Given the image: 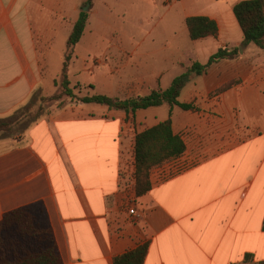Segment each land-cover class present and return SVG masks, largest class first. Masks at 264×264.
<instances>
[{
    "label": "crops",
    "instance_id": "1",
    "mask_svg": "<svg viewBox=\"0 0 264 264\" xmlns=\"http://www.w3.org/2000/svg\"><path fill=\"white\" fill-rule=\"evenodd\" d=\"M137 1L147 8L156 2ZM242 1L176 0L167 8L170 25H181L180 32L160 49L140 39L126 46L121 41L127 60L117 82L108 63L87 61L108 53L110 40L82 37L74 49V56L78 49L87 53L80 77L69 79L97 95L116 97L120 90L126 99L167 89L177 76H164L162 64H205L223 47L242 53L190 79L178 102L192 104V111L162 105L127 117L77 103L49 108L23 133L0 136V221L42 203L61 264H113L142 245L148 247L144 264L264 263V49L243 46L233 14ZM83 2L0 0V119L26 106L33 93L41 97L37 45L48 49L49 32L62 25L52 15L72 29ZM93 9L108 27L109 0H95ZM191 17L213 21L217 36L191 41L185 26ZM169 114L185 151L151 170L149 190L136 196L135 137ZM166 168H172L169 175ZM130 206L139 219L128 214Z\"/></svg>",
    "mask_w": 264,
    "mask_h": 264
},
{
    "label": "trees",
    "instance_id": "2",
    "mask_svg": "<svg viewBox=\"0 0 264 264\" xmlns=\"http://www.w3.org/2000/svg\"><path fill=\"white\" fill-rule=\"evenodd\" d=\"M94 0H86L91 4ZM233 14L243 35V46L253 44L264 49V0H245L233 7ZM88 14L80 12L73 23L66 41V54L61 71L59 86L62 93L75 98L70 88L68 67L73 51L84 35ZM185 26L191 41L217 36L216 24L204 17H191L185 20ZM239 57L238 49L219 48L209 57L205 64L191 63L184 73L175 77L165 90L151 91L147 96L128 99L104 95L84 96L78 99L83 104H97L108 109L120 110L133 117L137 111L162 105L177 107L181 111H192V104H181L178 97L184 86L194 76H200L214 64L223 60H234ZM76 89V88H74ZM33 96V97H32ZM23 108L18 109L9 118L0 119V136L13 137L23 133L27 127L41 117L38 108L35 112L37 98L34 93ZM59 97H40L43 102H55ZM47 114V113H46ZM185 151L182 140L173 134L171 117L149 128L135 137L133 148L134 191L141 196L149 190V173L165 163L179 158ZM262 229L264 231V222ZM147 245L127 252L114 259L113 264H144ZM62 259L57 249L46 210L42 203H34L4 215L0 221V264H61ZM264 264V263H261Z\"/></svg>",
    "mask_w": 264,
    "mask_h": 264
},
{
    "label": "rangeland",
    "instance_id": "3",
    "mask_svg": "<svg viewBox=\"0 0 264 264\" xmlns=\"http://www.w3.org/2000/svg\"><path fill=\"white\" fill-rule=\"evenodd\" d=\"M83 7H85L86 0H82ZM95 1V0H94ZM90 4L88 14V21L83 35V40H94L106 38L110 40L109 52L105 53L98 58L88 59L89 65L96 66L98 63H108L113 69V75L115 82L120 79L122 74L121 65L122 60H127V53L124 52L121 45V41L126 46L131 39L144 40L150 46L155 49L161 48V42L171 38L173 33H179L181 25L178 23H172L170 25L168 14L169 6L164 5L163 0H155V4L150 7H145L143 4L138 3L137 0H109L113 7V14L109 16L110 21L108 27L103 26L101 22L103 17L100 12H95L93 9V3ZM81 12V10H80ZM55 17V18H54ZM57 20L62 25H58L54 31H50V46L46 47L38 46L41 85L42 89L41 98H48L51 96H58L59 98L55 102H43L40 97L37 98L34 112L40 107L41 118L47 116L49 108L54 109L58 106H70L80 103L79 98L84 96L97 95L93 91L91 86L74 85V76L79 78L77 72H81V60L87 54L84 49H78L76 56L74 51L72 59L68 67V79L70 82V88L73 89L75 98L65 96L59 86L61 80L62 65L64 62V56L66 54V41L71 32L69 21L62 19L59 16H51V19ZM82 39V38H81ZM105 40V39H104ZM153 42V43H152ZM47 49V51H46ZM110 58V59H109ZM115 58V59H114ZM88 65V66H89ZM158 65V63L149 64V66ZM166 64L161 65V70L164 72V76L169 78L170 76H179L186 71L180 67H165ZM153 69V67H152ZM101 70V69H99ZM104 69L102 72H104ZM76 88V89H74ZM120 99H126L119 90V95L116 96ZM134 98V97H132ZM51 111V110H50ZM47 113V114H46Z\"/></svg>",
    "mask_w": 264,
    "mask_h": 264
},
{
    "label": "built area",
    "instance_id": "4",
    "mask_svg": "<svg viewBox=\"0 0 264 264\" xmlns=\"http://www.w3.org/2000/svg\"><path fill=\"white\" fill-rule=\"evenodd\" d=\"M175 1L176 0H163V3H164V5L169 6V5L173 4ZM167 163H165V164H167ZM157 168H159V167H157ZM166 169L167 170H164L163 174L164 175H169L172 168L170 170H168V168H166ZM131 189H132V191H134V183H133V186L131 187ZM128 214L134 219H139L140 215H141V214H139V212H137V210L133 206L129 207Z\"/></svg>",
    "mask_w": 264,
    "mask_h": 264
},
{
    "label": "water",
    "instance_id": "5",
    "mask_svg": "<svg viewBox=\"0 0 264 264\" xmlns=\"http://www.w3.org/2000/svg\"><path fill=\"white\" fill-rule=\"evenodd\" d=\"M90 4H86L85 7L82 8V12L87 13L89 10ZM239 53H242V48H238Z\"/></svg>",
    "mask_w": 264,
    "mask_h": 264
}]
</instances>
